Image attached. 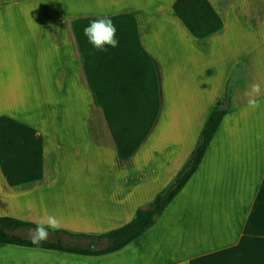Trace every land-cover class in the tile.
Listing matches in <instances>:
<instances>
[{"label":"crops","instance_id":"0c3cea01","mask_svg":"<svg viewBox=\"0 0 264 264\" xmlns=\"http://www.w3.org/2000/svg\"><path fill=\"white\" fill-rule=\"evenodd\" d=\"M174 1L0 0V116L37 131L43 164L41 179L18 185L0 169V217L53 215L51 240L101 249L95 236L164 190L212 108L227 109L195 172L129 244L86 255L0 243V264H264V0H208L222 27L203 38L173 14ZM120 13L134 15L159 89L157 117L127 160L93 102L72 30L75 19Z\"/></svg>","mask_w":264,"mask_h":264},{"label":"trees","instance_id":"16d2710c","mask_svg":"<svg viewBox=\"0 0 264 264\" xmlns=\"http://www.w3.org/2000/svg\"><path fill=\"white\" fill-rule=\"evenodd\" d=\"M172 10L195 37H206L222 27L221 18L208 0H175ZM109 17L116 26L119 44L115 48L105 45L107 51L95 49L83 34L84 27L100 17L75 19L72 30L93 102L102 110L119 157L127 160L143 142L157 117L159 89L153 61L140 43L134 15L120 13ZM226 113L223 101L217 102L202 125L195 149L174 180L145 207L138 208L129 222L95 236L105 239V247L82 249L60 241L33 244L30 238L11 231L36 224L6 216L0 217V243L86 255L120 250L151 227L184 187ZM0 169L9 185L39 180L43 173L41 136L33 127L5 115L0 116Z\"/></svg>","mask_w":264,"mask_h":264},{"label":"clouds","instance_id":"9594fccd","mask_svg":"<svg viewBox=\"0 0 264 264\" xmlns=\"http://www.w3.org/2000/svg\"><path fill=\"white\" fill-rule=\"evenodd\" d=\"M116 26L113 20L109 16H102L98 19L92 20L83 29V34L87 37L88 42L93 47L100 51H107L105 45L115 48L118 46L119 41L116 38ZM260 92V85L253 84L250 91L246 93L250 97L248 100V107L255 110L260 107L261 101L256 98ZM259 135L257 139H261ZM60 228L59 220L53 216L41 217L35 228H30L29 236L33 244H40L42 241H46L49 238V230L57 231Z\"/></svg>","mask_w":264,"mask_h":264},{"label":"rangeland","instance_id":"374dc122","mask_svg":"<svg viewBox=\"0 0 264 264\" xmlns=\"http://www.w3.org/2000/svg\"><path fill=\"white\" fill-rule=\"evenodd\" d=\"M187 160H188V158H187ZM187 160H186V161H187ZM186 161H185V162H186ZM184 164H185V163H184ZM184 164H183V165H184ZM173 180H174V179H173ZM173 180H172V181H173ZM172 181L168 182V183L166 184L165 188H166V187H167ZM165 188H164V189H165ZM20 235H21L22 237H27V236H29V233L26 232V233H22V234H20ZM46 241H54V240H51V238H48ZM69 244L72 245L73 243H69ZM74 244L77 245V243H74ZM74 244H73V245H74ZM93 246H94V245H91V248H92ZM78 247H80V248L83 247L84 249H88V247H89V243H83V244H80Z\"/></svg>","mask_w":264,"mask_h":264}]
</instances>
